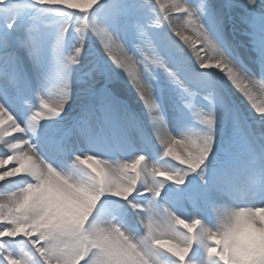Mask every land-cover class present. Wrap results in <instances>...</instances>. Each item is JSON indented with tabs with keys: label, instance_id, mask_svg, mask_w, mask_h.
Masks as SVG:
<instances>
[{
	"label": "snow or ice",
	"instance_id": "1",
	"mask_svg": "<svg viewBox=\"0 0 264 264\" xmlns=\"http://www.w3.org/2000/svg\"><path fill=\"white\" fill-rule=\"evenodd\" d=\"M0 264H264V0H0Z\"/></svg>",
	"mask_w": 264,
	"mask_h": 264
},
{
	"label": "rangeland",
	"instance_id": "2",
	"mask_svg": "<svg viewBox=\"0 0 264 264\" xmlns=\"http://www.w3.org/2000/svg\"><path fill=\"white\" fill-rule=\"evenodd\" d=\"M239 15H240V10H236L232 13L233 16V23H231V26L233 27V25L235 26L236 29V38L237 39H244V37H242L240 35V32L245 28V25H242L239 21ZM191 34V33H190Z\"/></svg>",
	"mask_w": 264,
	"mask_h": 264
},
{
	"label": "bare ground",
	"instance_id": "3",
	"mask_svg": "<svg viewBox=\"0 0 264 264\" xmlns=\"http://www.w3.org/2000/svg\"><path fill=\"white\" fill-rule=\"evenodd\" d=\"M189 35H191V34L189 33Z\"/></svg>",
	"mask_w": 264,
	"mask_h": 264
}]
</instances>
